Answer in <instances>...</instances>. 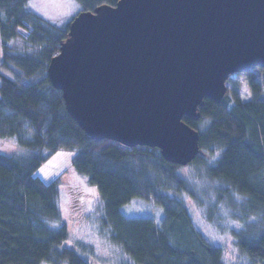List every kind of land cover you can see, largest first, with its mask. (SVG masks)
<instances>
[{"label":"trees","instance_id":"1","mask_svg":"<svg viewBox=\"0 0 264 264\" xmlns=\"http://www.w3.org/2000/svg\"><path fill=\"white\" fill-rule=\"evenodd\" d=\"M76 1L95 12L119 0ZM28 3L0 0V140L13 139L24 152L0 153V264H90L84 248L64 246L70 232L58 182L34 175L60 150L76 152L73 168L101 195L103 228L134 264H226L223 248L197 229L180 197L194 196L178 172L182 166L167 162L158 148L95 140L71 116L48 68L73 18L60 25ZM226 89L220 102L204 98L197 120L183 117L200 134L201 152L188 166L203 164L224 185L220 199L243 198L232 203L243 224L231 231L235 246L248 264H264V69L232 74ZM136 199L154 202L160 220L126 216L122 208Z\"/></svg>","mask_w":264,"mask_h":264},{"label":"water","instance_id":"2","mask_svg":"<svg viewBox=\"0 0 264 264\" xmlns=\"http://www.w3.org/2000/svg\"><path fill=\"white\" fill-rule=\"evenodd\" d=\"M264 69V0H119L81 11L48 74L93 139L158 148L185 167L200 154L204 98Z\"/></svg>","mask_w":264,"mask_h":264},{"label":"rangeland","instance_id":"3","mask_svg":"<svg viewBox=\"0 0 264 264\" xmlns=\"http://www.w3.org/2000/svg\"><path fill=\"white\" fill-rule=\"evenodd\" d=\"M28 9L46 20L60 24L77 16L82 11V6L76 0H29ZM241 91L243 100H247L245 86ZM0 153L18 155L24 152L16 141L11 139L0 140ZM75 155V151L60 150L34 173L46 183L58 182L62 222L70 232V238L64 246L76 248L79 252L84 248L82 255L90 264H134L110 241L109 232L102 226L104 214L101 195L85 176L73 168ZM178 172L188 181L194 192V196L183 193L180 197L185 200L197 229L211 244L223 248L226 264H248L246 258L239 254L231 232L243 227V224L233 217L240 210L232 206L233 201L234 204L242 202L243 198L233 194L224 200L220 199L224 185L209 178L203 164L185 166ZM122 212L128 217L150 216L156 222L162 216L154 202L148 203L139 199L123 207Z\"/></svg>","mask_w":264,"mask_h":264}]
</instances>
